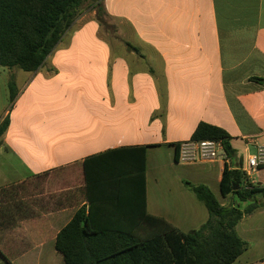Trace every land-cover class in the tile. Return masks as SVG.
Segmentation results:
<instances>
[{
    "label": "crops",
    "instance_id": "obj_1",
    "mask_svg": "<svg viewBox=\"0 0 264 264\" xmlns=\"http://www.w3.org/2000/svg\"><path fill=\"white\" fill-rule=\"evenodd\" d=\"M101 1L103 23L94 4L79 12L35 72L0 67V123L9 121L0 137V264H63L55 240L88 207V159L118 170L122 159L107 153L145 147L147 211L186 233L208 214L185 183L217 199L224 167L236 170L264 147V85L254 80L264 79V0ZM107 20L109 40L99 35ZM200 123L229 136L226 164L175 161L174 145ZM249 182L264 187V167ZM236 232L248 248L235 264H264V208Z\"/></svg>",
    "mask_w": 264,
    "mask_h": 264
},
{
    "label": "trees",
    "instance_id": "obj_2",
    "mask_svg": "<svg viewBox=\"0 0 264 264\" xmlns=\"http://www.w3.org/2000/svg\"><path fill=\"white\" fill-rule=\"evenodd\" d=\"M86 1L0 0V67L35 72ZM93 4L103 23L106 14L102 1L93 0ZM254 80L264 85V79ZM8 91L12 101V81L8 82ZM8 123L7 117L0 123V137ZM204 140L220 141L228 158L232 156L229 136L222 129L198 124L190 141ZM174 147L177 162L179 144ZM107 154L120 156L123 168L115 170V163L98 164L97 158L84 162L88 207L78 208L56 236L55 249L63 264H235L248 248L236 226L245 216L264 208V187L246 183L241 172L225 166L219 191L223 198L233 199L225 206L207 186L186 182L206 208L208 218L199 228L183 233L147 211L146 148H125ZM87 162L97 164L94 171L89 170ZM95 167L101 170L100 176H93ZM235 185L237 190H233Z\"/></svg>",
    "mask_w": 264,
    "mask_h": 264
},
{
    "label": "built area",
    "instance_id": "obj_3",
    "mask_svg": "<svg viewBox=\"0 0 264 264\" xmlns=\"http://www.w3.org/2000/svg\"><path fill=\"white\" fill-rule=\"evenodd\" d=\"M216 160H221L224 164L229 161L220 141H188L179 145L177 157V163L179 164H203ZM261 167H264V147L257 146L256 153L247 155L244 163L236 170L243 174L246 183L251 184L249 182L250 177Z\"/></svg>",
    "mask_w": 264,
    "mask_h": 264
},
{
    "label": "rangeland",
    "instance_id": "obj_4",
    "mask_svg": "<svg viewBox=\"0 0 264 264\" xmlns=\"http://www.w3.org/2000/svg\"><path fill=\"white\" fill-rule=\"evenodd\" d=\"M92 4H93V0H87L81 7L80 12L86 15L89 12V7H91ZM112 24H114L112 21L107 20L105 24L100 27V31H99L100 37H102L103 39L109 40L114 36L112 32L113 29H111ZM2 82H3V78L1 77V74H0V104H1V96H2L1 94ZM180 170L182 169L180 168ZM217 199L220 202V204L225 205V206L228 205L227 204L228 201H225L224 198L219 193L217 194ZM237 262H240V259Z\"/></svg>",
    "mask_w": 264,
    "mask_h": 264
},
{
    "label": "water",
    "instance_id": "obj_5",
    "mask_svg": "<svg viewBox=\"0 0 264 264\" xmlns=\"http://www.w3.org/2000/svg\"><path fill=\"white\" fill-rule=\"evenodd\" d=\"M237 189H238V186L235 185V186L233 187V190H237Z\"/></svg>",
    "mask_w": 264,
    "mask_h": 264
}]
</instances>
